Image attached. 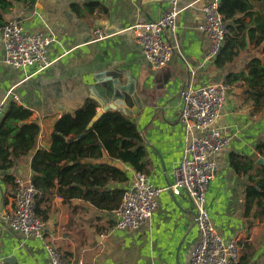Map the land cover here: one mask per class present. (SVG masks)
Returning a JSON list of instances; mask_svg holds the SVG:
<instances>
[{
    "label": "crops",
    "instance_id": "0c3cea01",
    "mask_svg": "<svg viewBox=\"0 0 264 264\" xmlns=\"http://www.w3.org/2000/svg\"><path fill=\"white\" fill-rule=\"evenodd\" d=\"M179 14L173 33H167L175 53L166 67L171 74L170 87L157 98L153 88L154 71L142 58L131 27L137 22L159 18L168 8L164 0H35L34 4L14 2L5 15L18 18L28 33L41 32L52 38L46 52L49 66L12 69L0 61V101L13 102L29 110L28 122L40 127L34 151L15 160V166L0 173V264H50L45 244L51 245L73 264H189L191 252L199 240L195 225V207L186 191L173 194L162 190L149 220L138 228L119 232L114 229L112 212H102L79 199L63 202L54 191L48 203L39 208L47 216L44 240L26 238L11 230L2 216L12 207L14 190L2 177L31 179V159L35 151H49L54 122L74 114L86 100L96 104L110 101L102 90L114 84L125 86L134 81L142 103L137 114L122 94L124 110L137 122L147 150L145 175L156 187L172 182V170L187 157L191 132L180 119L182 94L186 87L222 82L228 74H241L253 58L264 59L258 48H247L236 61L223 69L204 62L209 41L200 30L202 8L208 0H177ZM95 4L94 8L89 7ZM254 14L262 13L264 0H253ZM75 6V7H74ZM249 18L246 19V22ZM103 32L99 37L96 30ZM3 38L0 31V60ZM246 72V71H245ZM244 72V73H245ZM146 79L148 95L142 93ZM117 87V86H116ZM264 92L249 90L243 78L227 87L226 100L214 123L231 138L229 145L216 155L218 170L205 194L210 220L218 234L238 238L241 259L246 264H264V218L256 210L246 211V192L250 178L259 174L258 144L264 142ZM104 99V100H103ZM104 161L107 155H104ZM239 161V162H238ZM264 161V159H263ZM84 163H88L85 161ZM90 163H98L92 161ZM127 181L136 172L128 165L113 161ZM242 169L236 171L233 164ZM264 165V164H261ZM253 214H256L253 217ZM241 261V260H240Z\"/></svg>",
    "mask_w": 264,
    "mask_h": 264
},
{
    "label": "trees",
    "instance_id": "16d2710c",
    "mask_svg": "<svg viewBox=\"0 0 264 264\" xmlns=\"http://www.w3.org/2000/svg\"><path fill=\"white\" fill-rule=\"evenodd\" d=\"M254 1L258 4L263 2ZM14 2L28 3V0H0V31ZM95 6L89 5L91 8ZM254 7L253 0H220L218 11L227 32L214 59L216 69L233 64L247 48H258L264 52V6L262 13L256 12L257 16L253 18ZM245 71L228 74L224 85L230 87L243 78L249 90L264 88V59L253 58ZM259 95L263 96L264 92ZM96 113V104L86 100L74 114L61 116L53 124L49 151L37 150L32 156L31 181L38 190L35 214L43 221L47 216L39 206L49 202L53 191L63 202L79 199L99 211H115L124 193L118 185L125 183L127 177L113 161L128 164L144 176L148 172L147 150L136 120L119 109L108 110L88 127ZM30 116L29 110L13 102L5 104L0 118V173L9 171L15 166V160L34 151L40 127L28 122ZM257 149L264 159V142H260ZM105 154L106 161L103 160ZM92 161L98 163H90ZM233 167L236 171L242 169L237 163ZM259 169L258 177L250 178L246 211L252 213L256 210L260 218H264V165L259 164ZM2 179L14 189L12 175L6 174ZM240 260L239 264H246L245 257Z\"/></svg>",
    "mask_w": 264,
    "mask_h": 264
},
{
    "label": "built area",
    "instance_id": "2783aa9c",
    "mask_svg": "<svg viewBox=\"0 0 264 264\" xmlns=\"http://www.w3.org/2000/svg\"><path fill=\"white\" fill-rule=\"evenodd\" d=\"M168 8L156 20L137 22L131 29L140 47L142 58L154 71L166 66L174 56L175 48L164 36L173 33L179 14L177 0H164ZM220 0H208L202 8L204 21L200 30L209 41L204 62L214 63L226 35V25L218 11ZM103 37L100 29L96 30ZM3 56L1 62L12 69L34 67L42 71L49 66L46 52L52 38L44 33H28L21 21L13 18L1 30ZM227 86L222 82L204 86H188L182 94L180 119L191 132L184 157L172 170V182L166 188L156 187L146 176L136 173L131 184L124 190L119 207L113 211L114 229L127 232L138 228L149 220L156 207V198L162 190L179 194L184 190L195 207V225L199 240L195 244L189 264H239L242 247L238 238H222L214 228L205 204V194L218 170L216 155L230 143V136L214 123L220 116V109L226 100ZM5 110L0 101V118ZM12 207L3 214L7 226L26 238L44 240V221L35 214L38 190L31 179H14ZM44 249L50 264H73L62 257L51 245Z\"/></svg>",
    "mask_w": 264,
    "mask_h": 264
},
{
    "label": "water",
    "instance_id": "95a60500",
    "mask_svg": "<svg viewBox=\"0 0 264 264\" xmlns=\"http://www.w3.org/2000/svg\"><path fill=\"white\" fill-rule=\"evenodd\" d=\"M31 4H34L35 0H28ZM152 83L153 88L155 92H157V98L162 96V93L167 88L170 87V81H171V74L168 67L164 66L160 70L154 72L152 75ZM117 86V87H116ZM149 89L147 80L144 79L142 81V93L143 95H148L147 90ZM103 96L106 97H112V99L108 102L104 100L102 103L98 102L99 107H101V110L97 111L95 116L91 119V121L88 124V127L92 126L93 122L100 117L104 112L108 110H116L119 109L120 111L124 112L126 114V111L124 110L125 102L122 100V98H119L118 94H122L123 98H126L129 103L133 106L131 108V112L133 114H137L140 109L142 108V103L140 101V98L135 90L134 81L132 78L127 79V84L125 86H118L117 84H114L113 87H111L109 90H102ZM256 163L264 164L263 159H258Z\"/></svg>",
    "mask_w": 264,
    "mask_h": 264
}]
</instances>
